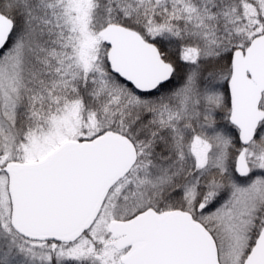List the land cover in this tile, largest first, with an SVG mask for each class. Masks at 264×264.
I'll list each match as a JSON object with an SVG mask.
<instances>
[{
    "label": "snow or ice",
    "instance_id": "snow-or-ice-1",
    "mask_svg": "<svg viewBox=\"0 0 264 264\" xmlns=\"http://www.w3.org/2000/svg\"><path fill=\"white\" fill-rule=\"evenodd\" d=\"M0 264H264V0H0Z\"/></svg>",
    "mask_w": 264,
    "mask_h": 264
}]
</instances>
